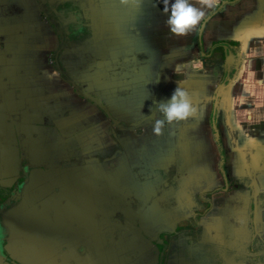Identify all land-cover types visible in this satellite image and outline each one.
<instances>
[{
    "label": "crops",
    "instance_id": "crops-1",
    "mask_svg": "<svg viewBox=\"0 0 264 264\" xmlns=\"http://www.w3.org/2000/svg\"><path fill=\"white\" fill-rule=\"evenodd\" d=\"M189 2L174 36L163 0H0V264H264V0ZM76 27L99 34L78 48ZM176 81L195 112L155 134Z\"/></svg>",
    "mask_w": 264,
    "mask_h": 264
},
{
    "label": "rangeland",
    "instance_id": "rangeland-1",
    "mask_svg": "<svg viewBox=\"0 0 264 264\" xmlns=\"http://www.w3.org/2000/svg\"><path fill=\"white\" fill-rule=\"evenodd\" d=\"M63 1V0H62ZM67 2V1H66ZM67 8V7H65ZM72 18H73V21L75 24L78 22V20L75 18V15L71 14ZM49 18V17H48ZM53 20V19H52ZM79 25V24H78ZM95 35L92 37L91 36V30H86V29H82L80 27H76L75 29L73 28L71 33H70V36L67 35V39H68V43H72V44H76V46L78 45V48H85L87 47V44H89L92 39L94 40L95 38H97L98 36V31H95L94 33ZM91 39V40H90ZM86 40H89V41H86ZM84 41V42H83ZM80 42H83V44H86V45H81ZM101 42H98L97 44H100ZM75 47V46H73ZM97 47H99V45H97ZM222 63V61H220L218 64L220 66V64ZM224 64L222 66L219 67V70H221V74H219L218 77H214L212 83H211V87H210V90H207L206 92V99L208 101V108L206 109V126H205V129L208 130V141L210 142V145L211 146H214V149L217 150V143L218 140L217 138H215V135H218L217 131H216V128L218 127V129L220 130V132L223 133V129H224V126L223 123L224 120L221 119L222 117L223 118H226L228 117L227 115V111L225 112V114L223 115L224 111H223V107H221V102H222V99L223 97L226 96V94L224 93V89L226 90V86L228 84V80L232 77L233 75V72H234V60L233 58L229 57L228 58V55L226 53L225 55V58H224ZM55 64V63H54ZM212 64V62L210 63ZM56 65V64H55ZM60 65V64H59ZM56 67H58L56 65ZM210 67H207L205 70L206 72L210 71ZM218 69V68H217ZM226 80L224 81L223 83V80ZM215 99H220V107H218V103L215 104V106L213 105ZM223 106V105H222ZM215 108V110H214ZM211 109H213L212 113H211ZM211 114V115H210ZM210 121V122H209ZM215 134V135H214ZM224 134V133H223ZM230 141H227L226 140V137H223L222 136V139H221V143H218V144H222L224 150H225V153H224V150L223 148L221 147L222 149V153H221V161H220V156H218L216 159H215V163H214V166H216V176L217 174L220 175L219 177L220 180H222V182H225L227 185L230 183L229 180H232L234 178H230L226 173H224V167L226 168V163H227V156H228V151L231 149L228 147L227 144H229ZM219 150V149H218ZM217 154L219 155V151H216ZM238 180L239 179H236L232 182L233 186H234V183H238ZM177 181V180H176ZM177 182H180L181 184L184 183V187L185 189H189L191 190L190 192L188 191V193H190V195L193 197V200L195 201L197 198H200V195L198 192H195L194 194L192 193V184L193 183H190L189 185H186V180H183V181H177ZM176 182V183H177ZM195 184V183H194ZM195 188V187H194ZM205 195H209L210 193L208 191H205L204 193ZM198 195V196H197ZM197 196V198H196ZM203 206H201L200 208H202ZM188 231H189V235H194L196 232L195 230H191L188 228ZM187 231V232H188ZM186 232V231H185ZM186 232V233H187ZM206 239V238H205ZM190 240V244H191V241H194L195 239H189ZM227 242L224 243V245L227 246ZM195 256V255H193ZM224 258L227 256H223ZM222 264H230L228 262V260L226 262H222ZM231 264H234L231 262Z\"/></svg>",
    "mask_w": 264,
    "mask_h": 264
},
{
    "label": "clouds",
    "instance_id": "clouds-1",
    "mask_svg": "<svg viewBox=\"0 0 264 264\" xmlns=\"http://www.w3.org/2000/svg\"><path fill=\"white\" fill-rule=\"evenodd\" d=\"M162 11L166 13L167 29L174 36H183L195 29L204 16V12L189 0H163ZM176 84L177 87L166 100L155 102L154 108L152 105V110L158 111L162 117L153 122L155 134L160 133L165 123L182 121L195 112L187 91L180 86L179 81Z\"/></svg>",
    "mask_w": 264,
    "mask_h": 264
}]
</instances>
